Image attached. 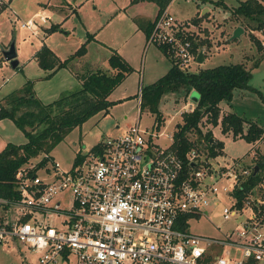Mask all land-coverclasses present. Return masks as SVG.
Instances as JSON below:
<instances>
[{"label": "built area", "instance_id": "built-area-1", "mask_svg": "<svg viewBox=\"0 0 264 264\" xmlns=\"http://www.w3.org/2000/svg\"><path fill=\"white\" fill-rule=\"evenodd\" d=\"M4 7L0 0V13ZM36 19L21 27L35 33ZM146 45L165 48L182 70L199 66L184 22L168 8L155 17ZM137 97L140 104L141 89ZM138 122L68 170L54 161L21 166L15 196L0 197V246H18L20 264H32L27 253L33 264H264V181L245 191L251 171H237L234 159L217 164L197 149L181 159L170 148L173 134L163 149L153 141L160 134ZM217 207L232 229L219 239L192 234L191 222Z\"/></svg>", "mask_w": 264, "mask_h": 264}, {"label": "rangeland", "instance_id": "rangeland-1", "mask_svg": "<svg viewBox=\"0 0 264 264\" xmlns=\"http://www.w3.org/2000/svg\"><path fill=\"white\" fill-rule=\"evenodd\" d=\"M6 7L0 13V48L9 46L15 40L17 48L18 66L15 69L10 64L0 61V101L12 93H19L28 82L31 84L33 95L42 104L47 105L55 100L65 97L80 90V83L71 72L76 71V65L70 61L72 69L63 68L50 79H45L48 72L42 70L35 55L42 47H47L61 61L70 58L85 45L87 49L86 59L83 60L90 68L106 71L109 69L108 57L110 47L122 46L130 38L133 26L137 27L140 20L154 21L157 15V7L152 3L133 4L132 0H3ZM173 0L168 8L169 14L177 21L184 22L185 30L190 38L196 42L204 43L202 48L206 60L200 66L192 65L191 72L198 68H214L217 66L242 63L247 69H251L252 78L249 86L254 90H236L228 108L232 113L244 117L264 128V33L258 34L262 49L255 48L248 34L229 41L232 26L236 24L229 14L226 15L221 7H214L212 2H222L228 7H237L240 2L246 0ZM38 3L41 4L42 12L52 13V17H46L45 22L35 18ZM68 3L69 5H66ZM132 3V2H131ZM197 4H199L197 6ZM38 5V7H41ZM76 8V14L71 15L70 8ZM209 9L210 12L201 15L200 8ZM214 7V8H213ZM45 9V10H44ZM199 17H196V15ZM42 15V14H40ZM71 15V16H70ZM226 16V18H225ZM66 17L68 19L64 20ZM28 19L38 21L36 32L46 23L51 26H59L58 31L52 33L41 32L33 34L29 29L22 28L21 24ZM199 20L198 24H194ZM62 23V25H55ZM47 25V26H48ZM46 26V27H47ZM67 35H64L67 33ZM96 34L97 41L104 40L107 44L87 42L88 35ZM138 35L123 45L122 52L133 54V67L137 70L131 78L126 79L109 97L114 105L107 115L98 114L81 126L73 129L63 141L51 152L52 160L59 164L62 170H68L77 155H84L92 147L106 138L120 136L126 129L136 124L139 118V127L150 134L159 135L153 138L161 148L166 149L171 145L167 137L175 132L176 126L182 123V114L194 105L191 98L195 92L184 100L178 95L170 94L162 98L159 109L163 115L164 123L157 132L154 128V116L146 109L141 110L138 103L140 87L148 86L167 73L171 64L169 59L162 54L155 45L138 44ZM147 41V40H146ZM133 42V47H132ZM198 51V53H199ZM258 64L254 68V65ZM134 73V70L133 72ZM131 73V74H132ZM197 95V94H196ZM131 96V97H130ZM130 97V98H128ZM226 102V101H224ZM224 105V104H223ZM225 106V105H224ZM232 106V107H231ZM201 129L203 134L211 130L212 138L224 144L221 156L215 158V163H230L237 166V171L247 169L251 171L256 163L264 155V144L261 149L251 148L243 139H232L231 134L223 135L221 129L207 125L203 120ZM246 130V129H245ZM192 141L197 140V135H190ZM27 141L23 131L17 128L11 121L0 120V151L6 144H24ZM203 157L208 154L206 142H202L197 148ZM254 151V153H252ZM41 156L30 160L37 164ZM241 158V159H237ZM221 207L210 211L209 218H200L191 222L190 231L199 236L219 239L232 229L230 223H223L219 217ZM219 227V230L216 229ZM15 251L12 246H0V264H20V248ZM33 264L34 257L26 254ZM61 264V263H60ZM66 264H75L69 260Z\"/></svg>", "mask_w": 264, "mask_h": 264}, {"label": "trees", "instance_id": "trees-1", "mask_svg": "<svg viewBox=\"0 0 264 264\" xmlns=\"http://www.w3.org/2000/svg\"><path fill=\"white\" fill-rule=\"evenodd\" d=\"M173 0H132V4L139 2L153 3L158 11V16L168 8ZM214 7H221L228 12L236 24L249 33V38L257 50H261V40L257 34L264 33V0H246L240 2L237 7H228L222 2H212ZM195 20L194 24H198ZM137 26L146 38L149 37L153 22L140 20ZM59 26H52L47 33L58 31ZM93 35H88L87 42L93 40ZM204 43L192 40L193 52L198 53ZM165 55L166 49L158 47ZM86 54V47L81 48L65 61L61 62L47 47H42L35 55L39 67L49 72L45 79H50L58 70L66 68L68 63L75 58ZM169 58V56L167 55ZM171 66L167 73L151 85L141 87L140 109H146L154 116L155 129L158 131L163 125V115L159 104L167 95H178L185 101L189 95L195 92L198 100L191 112L182 114V123L176 126L173 133L171 149L184 159L185 154L197 149L199 143L206 142L208 158L221 156L224 144L215 140L211 130L203 134L201 125L203 120L207 125L220 127L223 135L231 134L232 139H243L248 144H254L264 138V128L244 118L229 113L220 117L219 104L230 101L236 90H254L249 86L252 78L251 69L244 64H230L214 68H198L195 72L180 69L169 58ZM108 71H96L80 77V90L65 97L53 101L47 105L42 104L31 91L28 82L19 93H12L0 102V120L11 121L17 128L23 131L27 141L21 145L8 143L0 151V197L10 198L15 196V175L17 170L37 157H42L38 166H44L53 161L51 152L64 140V138L75 128L81 126L90 118L103 114L107 115L109 109L114 105L109 100L113 91L119 87L129 76L132 67L116 52L112 51L108 58ZM258 64L254 65V68ZM246 129V130H245ZM197 135V140L192 141L190 135ZM81 156L75 157V162L80 161ZM258 172L254 175V167L251 175L244 184L245 191L261 181H264V155L255 165ZM243 192L236 193L241 197Z\"/></svg>", "mask_w": 264, "mask_h": 264}, {"label": "crops", "instance_id": "crops-1", "mask_svg": "<svg viewBox=\"0 0 264 264\" xmlns=\"http://www.w3.org/2000/svg\"><path fill=\"white\" fill-rule=\"evenodd\" d=\"M132 1H130V5H129V7L130 6H132L133 4L131 3ZM199 2V1H198ZM204 2L205 1H200L199 2V4L200 5H203L204 4ZM139 3H147V2H139ZM139 3H137V4H139ZM172 3V2H171ZM170 3V4H171ZM153 4V3H152ZM199 4H197V6L199 5ZM38 5H40L41 6V4L40 3H38ZM38 5H37V9H36V13H35V16L36 15H40V14H43V15H46V16H48V17H52V13H50V12H42V11H40L41 9H42V6L41 7H38ZM66 5H69L68 3H66ZM70 6V5H69ZM170 6V5H169ZM169 6H168V8H169ZM199 7V6H198ZM214 8V7H213ZM45 10V9H44ZM205 10H207L206 12H205ZM70 11H71V15L72 14H76L77 12H76V8H72V6H71V8H70ZM157 11H158V9H157ZM208 12H210L209 11V9H206V8H202V6H201V8H200V11H198V13H201V15H203V14H206V13H208ZM198 13H197V15H196V17H199V15H198ZM226 13V15L227 14H229L228 12H225ZM70 15V16H71ZM225 18H226V16H225ZM66 19H68V17H66L64 20H66ZM29 20V19H28ZM148 21V20H147ZM153 22V21H152ZM48 23H46L44 26H42L41 28H39L38 30H37V32H35V33H33V34H40L41 32L45 35V33H47V30L50 28V26L52 25H48ZM55 25H62V23H58V24H55ZM47 26V27H46ZM134 27V29L132 30V34H131V36H130V38L129 39H127V41H125L123 44H122V46H119V48H118V46H113V47H110L109 49H110V55H111V53H112V51L114 50V51H116L131 67H132V69L134 70V73H132V74H130L129 76H127L126 77V79H129V78H131L134 74H136V72H138V70H137V68L135 69L134 67H133V54H128V53H123L122 52V47H123V45L124 44H126L127 42H129L130 40H131V37H133V36H136V35H138V38H135V39H139V41L137 42L138 44H141V43H143V45L145 44L146 45V40H147V38H146V35L144 34V32L141 30V29H139V27L137 26H133ZM237 27H241V26H239L238 24H235V25H233L231 28H232V30H231V36H232V34H233V31L237 28ZM242 28V27H241ZM243 29V28H242ZM244 30V29H243ZM68 34V32L67 33H65L64 35H67ZM244 34H248L249 35V33L247 32V31H245L244 30V32H243V34L242 35H244ZM241 35V36H242ZM258 35V34H257ZM93 42L95 41V42H98V43H102V44H104V45H106L107 43L104 41V40H102V41H97V38H96V34H93ZM144 40V41H143ZM143 41V42H142ZM230 41V40H229ZM132 47H133V42H132ZM16 46V45H15ZM2 48H5V46H3ZM16 52H17V48H16ZM162 52V51H161ZM86 53H87V49H86ZM162 54H164L163 52H162ZM86 55V54H85ZM82 56V57H78V58H75L74 59V61H72V63L74 64L73 66H75L76 67V71H73V72H71L72 73V75H74V77H76V79L79 81V83L81 84V81H80V77H82V76H85L86 74H88V73H93V72H96V71H99V69H92V70H88V69H90L87 65L88 64H85L84 65V62H82L83 60H85L86 59V56ZM165 55V54H164ZM17 56H18V53H17ZM166 57H167V55H165ZM109 58V57H108ZM168 58V57H167ZM169 59V58H168ZM108 60V59H107ZM205 60H206V57H205V55H204V62H205ZM170 61V60H169ZM203 62V63H204ZM170 64H171V62H170ZM70 66V68L72 69V65L70 64L69 65ZM69 66L67 67V68H69ZM200 66V65H199ZM66 68V69H67ZM109 70V69H108ZM108 70H106V71H108ZM49 73V72H48ZM58 72H56L52 77H54L56 74H57ZM165 75V74H164ZM163 75V76H164ZM162 77V76H161ZM160 77V78H161ZM125 79V80H126ZM124 80V81H125ZM124 81H123V83H124ZM156 82V81H155ZM122 83V84H123ZM154 83V82H153ZM153 83H151V84H153ZM150 84V85H151ZM142 87H143V85H142ZM118 88V87H117ZM116 88V89H117ZM141 88V87H140ZM115 89V90H116ZM114 90V91H115ZM113 91V92H114ZM193 93V92H192ZM191 93V94H192ZM190 94V95H191ZM131 97V96H130ZM130 97H128V98H130ZM232 98H233V96H232ZM231 101H232V99L230 100V101H226V102H221L220 104H219V108H220V117H222L223 115H227V114H229V113H232V111L231 110H229V108H228V106H229V104L231 103ZM1 102V101H0ZM196 104V103H195ZM195 104L194 105H192V104H188L189 105V107L191 108V109H194V107H195ZM225 106H224V105ZM232 107V106H231ZM234 114H236V113H234ZM237 115V114H236ZM241 117V116H240ZM244 118V117H243ZM250 122V121H249ZM259 126V125H258ZM261 127V126H260ZM217 128V127H216ZM127 130V129H126ZM125 130V131H126ZM125 131H124V133H125ZM263 144H264V138L262 139V140H260V141H257V142H255L254 144H250V146H251V148L252 147H254V149H261V148H263ZM256 153V152H255ZM61 264H66V263H61Z\"/></svg>", "mask_w": 264, "mask_h": 264}, {"label": "water", "instance_id": "water-1", "mask_svg": "<svg viewBox=\"0 0 264 264\" xmlns=\"http://www.w3.org/2000/svg\"><path fill=\"white\" fill-rule=\"evenodd\" d=\"M207 10H205L206 12ZM244 30L241 27H237L234 31L233 34L230 38V41H234L243 34ZM0 53L3 57V60L6 61L7 63L10 64V67L12 69H15L18 66V61H17V52H16V46H15V40L10 42L9 46L5 48H0ZM197 64L201 65L204 62V53L202 50L199 51L197 59H196ZM194 102H197L198 100V95L195 94V97L191 98ZM210 143H214V139L211 138L209 140ZM201 144V142L199 143ZM258 172V167H254V175H256Z\"/></svg>", "mask_w": 264, "mask_h": 264}]
</instances>
